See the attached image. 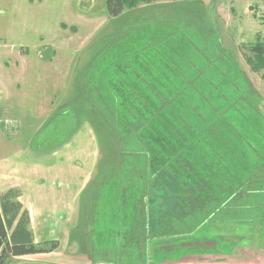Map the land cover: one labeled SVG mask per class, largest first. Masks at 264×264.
I'll list each match as a JSON object with an SVG mask.
<instances>
[{"label":"rangeland","instance_id":"rangeland-1","mask_svg":"<svg viewBox=\"0 0 264 264\" xmlns=\"http://www.w3.org/2000/svg\"><path fill=\"white\" fill-rule=\"evenodd\" d=\"M107 1L0 0V96L9 108L0 124L20 146L10 149L20 157L16 172L0 175V189L21 183L32 196L55 186L64 200L86 199L82 225L90 222L86 233L105 251L96 258L264 264V79L245 47L264 41V0H124L117 17ZM154 88L169 101L164 129L189 137L160 146L163 158L151 149L167 138L155 135L156 119L135 135L116 121L132 116L125 104L151 119L143 106L161 104ZM126 90H138L136 98ZM191 153L196 175L218 185L203 182L210 205L186 217L194 189L181 191L155 165L175 171ZM221 157L233 171L218 169ZM119 181L125 196L110 185ZM155 185L154 213L140 220L148 239H132L137 195Z\"/></svg>","mask_w":264,"mask_h":264},{"label":"trees","instance_id":"trees-1","mask_svg":"<svg viewBox=\"0 0 264 264\" xmlns=\"http://www.w3.org/2000/svg\"><path fill=\"white\" fill-rule=\"evenodd\" d=\"M130 1L133 4L136 2H142V1L145 2V1H152V0H130ZM124 6H125L124 0H108L107 1L108 12L113 17H117V16L121 15L125 9ZM245 47L248 48V50L250 51V53L252 55V57H249V56L247 57V62H249L250 66L252 67V70L256 71L257 73H261L262 77L264 79V41L260 40V41L254 43L250 46H245ZM139 89L141 90V88H139ZM126 91L130 92L131 95L135 98L138 94V90L133 91V92H131L130 90H126ZM153 92L155 93V95L157 96L159 101H161V100L162 101L160 104L161 106L155 105L152 103L151 104H144L143 107H144L145 112L152 114L151 119L149 116H147V114L145 117V115L140 112V106L139 105L133 106V105L125 104L127 106L126 109L129 110V112H130V114H132V116L128 117L126 114V117H125V115L122 114V116L119 117L120 120L117 118L116 121H117V124L119 125V127H123L124 129H127V126H130L131 127L130 130H131L132 134L135 135V134H139V132L143 131L144 128L148 127V124H150V126H151L152 122H154V120L156 119L155 121H156L157 129H154L155 135L158 136L160 134L163 138L164 137L165 138L167 137V138L162 142L161 141L160 142L153 141L154 145L151 146V149L155 150L158 153V157L163 158L162 150H161V152H159L160 146L165 148V149L172 150L171 148H173V146H169V147H167V146L175 144V145H178V147H181L182 145L186 144L189 137L188 136L184 137L183 133L181 134V128H178V130H175L174 133H172L170 130L164 129L163 124H161V120H162L161 117L163 116L164 119L167 120L165 118V115L162 114V112L165 109H167V107L169 106V101H167V99L164 97V95H162L161 93L159 94L158 89L154 88ZM127 98H130V97H127ZM120 112H121V109H120ZM130 118H133L134 121L130 120ZM171 124L176 125V126H174V128L178 127L177 125H179V124L175 123V119L171 122ZM149 128H146V129H149ZM178 131H180V132H178ZM190 132L195 135L194 131L193 132L190 131ZM195 136H196L195 140H198L201 138L199 136L198 132ZM172 137L176 138V143ZM196 156H197V154L191 153V155L184 157V159L187 161L185 163L182 160H178L179 166L175 171H174L175 168L168 170V168L170 166V163H168V162L164 163L162 167H160V164L157 166L155 165L158 176L159 175L162 176L160 170H165L168 175H170L171 173L173 175H175L174 177L172 176V179L174 180V182L177 181V182H179V185L182 184V186H184L183 190H181V191H184V190L188 191L185 188V186H188V185L192 186V188L194 189V190L192 189L194 191L193 195L197 196V200L195 202V205H192V203L188 201L189 200V198H188L187 204L185 203V205H188L186 217H189V215L195 213L196 211L201 212L203 210H206V208L210 205L208 200L203 199L204 195L207 194L206 188H205L203 182H208L209 185H211V184L218 185V183H216V180L218 177H216L215 179L211 178V179H206L207 181H203L198 174H197L198 176L196 175V171L193 170V168L191 167L190 164H188L189 160H191V159H194V161L197 162L199 158H196ZM216 156H217V153L214 154V157H216ZM222 158L223 157L216 158L218 163L220 164L218 169L220 171H222V170H227L228 172L233 171V170L229 169L230 167L228 165V161L226 159L222 160ZM161 160H163V159H161ZM201 162L204 163L205 165L210 166L211 159H210V161H207V162H203V160ZM215 163L217 164V162H215ZM204 164H202V165H203V167L206 168V166ZM182 168L185 172H183V170H181ZM197 170H198V167H197ZM167 174H166V176H168ZM201 174L204 175L205 173H201ZM181 175H182V177L180 179ZM184 176H188L189 180L187 182H186V179ZM210 177H212V176H210ZM182 178H184L185 181H183ZM108 179H110V177ZM229 179L231 180L230 175H229ZM231 182L233 183L232 180H231ZM121 184H122V181H119L118 185L110 182V185H113L111 187L117 193L125 196L126 195L125 190L120 189ZM201 184L204 186L203 188H205V189H203L201 187ZM155 187H156V185L151 186L149 188L145 187V188H143L142 192L137 195L138 199H137L136 206H135V208H136L135 209L136 210L135 217L137 220L135 223L136 226H134V228H131V230L133 231V234L131 236L132 239H136L138 237V235H141L142 237L146 236L145 238L148 239L147 233L149 231L147 229V227H148L147 222L143 223V225H142L140 223V220H142V218L146 219V217H148L151 213H154V207H153L152 203H153V199H156V197H155V195H156L155 189L156 188ZM119 190L121 191V193L119 192ZM192 190L189 191V194H192L191 193ZM170 191L173 192V190H170ZM15 192H16V190L12 189L11 191L7 192L6 194H4L0 197V264H9L11 259L14 258L15 256H23L26 254H38V252L46 253V252L54 251V250L58 249V247H59L58 242H56V241H49V242L38 243V244L35 243L32 236H30L31 233L27 230V224L26 223L29 220V213L27 211H25L23 213L22 217L18 221L17 226H16V228L12 234L11 240H9V237H8L9 231L13 227V222L17 219L18 214H20L19 212L22 209V205L19 202H11L10 201V199L14 196ZM15 206L17 207L16 210H15ZM8 213H13V215L10 218H7ZM203 227H204V225H203V223H201V225L199 227L198 226L196 227L197 228L196 231L198 233L201 232V229L203 230Z\"/></svg>","mask_w":264,"mask_h":264},{"label":"crops","instance_id":"crops-1","mask_svg":"<svg viewBox=\"0 0 264 264\" xmlns=\"http://www.w3.org/2000/svg\"><path fill=\"white\" fill-rule=\"evenodd\" d=\"M6 101L7 99L0 96V117L3 116L5 110L8 111L9 109L4 107ZM0 121L2 122V120ZM1 126L2 124H0V175L2 173L9 174L12 171L16 172L15 167L17 166H15V163L17 156L20 157V155H14L13 153V155H9L11 154L10 149L20 147L13 141H9V138L17 139L18 135H14V132L11 135L10 131L4 130ZM4 135L9 136V138L6 136V140ZM20 185L22 186L21 183ZM20 185L12 184L0 189V197L15 189L16 192L10 201L19 202L22 205L20 214H18L17 219L13 222V227L9 231V240H11L18 221L23 213L27 211L29 213V220L26 223L27 230L31 233L30 236H32L35 243L58 241L59 247L54 251L46 253L38 252V254L15 256L9 264H128L122 263V261H112L110 258H96L99 249L102 250L100 253L104 254L105 251H103V247L99 248L97 235L95 236L91 231L88 234L86 233V228L90 225V222L84 220V226L82 225L83 211L79 207L88 205L86 199L80 201L78 198H71V194L69 197L66 196L69 200H64L61 198L63 194H59L61 191L60 187L55 186L47 187L43 191H41L40 187H37L38 189H33L34 191L31 192V196L29 189L26 188L27 191L25 188L21 189ZM71 187L73 186L70 185L69 188L65 187L64 190L70 191ZM26 194L30 196L29 199L26 197ZM16 209L17 207L15 206ZM13 213H8L7 218H10ZM106 242L108 243V239ZM91 246L94 249L90 252L89 248ZM89 253L91 254V258L86 256ZM92 254L95 255L92 256Z\"/></svg>","mask_w":264,"mask_h":264}]
</instances>
